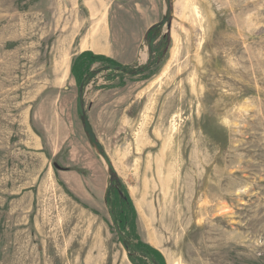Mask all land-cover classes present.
<instances>
[{
	"label": "rangeland",
	"instance_id": "obj_1",
	"mask_svg": "<svg viewBox=\"0 0 264 264\" xmlns=\"http://www.w3.org/2000/svg\"><path fill=\"white\" fill-rule=\"evenodd\" d=\"M85 1L0 0V264H264V0ZM158 10L150 69L79 95L81 48L143 68Z\"/></svg>",
	"mask_w": 264,
	"mask_h": 264
},
{
	"label": "trees",
	"instance_id": "obj_2",
	"mask_svg": "<svg viewBox=\"0 0 264 264\" xmlns=\"http://www.w3.org/2000/svg\"><path fill=\"white\" fill-rule=\"evenodd\" d=\"M158 28H159L158 24L151 26L147 30L145 37L147 38L155 35L159 31ZM160 46L161 44H159L157 47H153L152 51H150L151 49L149 50L151 54H150V59L146 66L139 69L135 68V70L132 72L128 71V69L130 68L120 65L115 61H113L112 59H109L108 57L97 54L95 55L92 54V52L90 51H85L84 53L82 52L78 54L72 61V65L70 69V73L74 77V80L78 88L77 92L79 93V95H81L84 86L97 73L101 72V70H107V69H112L114 71L124 70L132 75H141L145 73L150 69L151 63H153V61L158 57L156 52L160 49ZM97 63H102V67L100 69L92 70L91 69L92 65ZM110 175H111L110 179L112 183H116V186H112L110 188V191L108 192V196L106 197V201L109 202V194H112L113 196V203H111L112 205H115L116 203H118V201H120V207H121L120 215H119L120 229L124 230L128 226L133 230L132 227L135 218L134 207L132 203H130L131 201L125 191V187L120 182V180L118 179V177L116 176V174L112 169H110ZM126 247L128 248V245H126ZM130 248L136 253H139L141 257L143 256V258L148 259L150 262H154L156 264H164V261L161 258V256L157 252H154V250L148 245L138 242L136 245L133 246L131 245Z\"/></svg>",
	"mask_w": 264,
	"mask_h": 264
},
{
	"label": "crops",
	"instance_id": "obj_3",
	"mask_svg": "<svg viewBox=\"0 0 264 264\" xmlns=\"http://www.w3.org/2000/svg\"><path fill=\"white\" fill-rule=\"evenodd\" d=\"M106 0H92L91 2H94V3H96V4H98L99 6H102V7H106V11L108 10V11H111L112 9H113V6H114V2H116V0H107L106 2L108 3V4H106V3H104ZM85 4H87V0L85 1ZM89 7H90V5L89 4H87ZM138 6H133L134 8L133 9H136V10H138L139 12L140 11H143V7L140 5V4H137ZM123 6V5H122ZM121 5L119 6V8H120V11H123L124 10V8L122 7ZM152 14V16H150V17H148V19L145 21V23H143V24H141L140 22H138L137 24H135L134 26H133V29H131L132 30V32L133 33H137L138 35L140 34V26H143V28H144V35L146 34V32H147V30L151 27V26H153V25H155V24H157V22H158V18L160 17V15H162V11H154V12H152L151 13ZM143 18H145V17H143ZM104 19V18H103ZM136 20L137 21H139L140 20V18H136ZM132 48H134V46L132 45ZM86 50H88V49H84V51H86ZM83 50H82V48H81V52H84ZM80 52V53H81ZM80 53H78V54H80ZM99 55H104V56H107L106 55V53H101V54H99Z\"/></svg>",
	"mask_w": 264,
	"mask_h": 264
},
{
	"label": "water",
	"instance_id": "obj_4",
	"mask_svg": "<svg viewBox=\"0 0 264 264\" xmlns=\"http://www.w3.org/2000/svg\"><path fill=\"white\" fill-rule=\"evenodd\" d=\"M167 20H168V16L166 15V17L161 21V24L164 25L167 22ZM156 38L157 37H155V36L152 37V38H150L151 39L150 40V49H151L150 51H152V49H153V44L157 40ZM149 59H150V57H149ZM149 59H148V61H149ZM80 104H81V102H80V99H79L77 105H78V108H79L80 115H83L82 107H81ZM89 136H90V139H92V140L94 139V136L93 135L89 134ZM97 147H98V145H97ZM98 149L100 150L101 148L99 147ZM104 160H105L107 166L110 167L109 160L106 157H104Z\"/></svg>",
	"mask_w": 264,
	"mask_h": 264
},
{
	"label": "flooded vegetation",
	"instance_id": "obj_5",
	"mask_svg": "<svg viewBox=\"0 0 264 264\" xmlns=\"http://www.w3.org/2000/svg\"><path fill=\"white\" fill-rule=\"evenodd\" d=\"M110 200H111V203H113V198L112 199L110 198ZM110 210L112 212V216L111 217L114 219V221L116 222L117 226L120 227V216H119L120 215V201H118V203H116L115 205H111L110 206Z\"/></svg>",
	"mask_w": 264,
	"mask_h": 264
},
{
	"label": "bare ground",
	"instance_id": "obj_6",
	"mask_svg": "<svg viewBox=\"0 0 264 264\" xmlns=\"http://www.w3.org/2000/svg\"><path fill=\"white\" fill-rule=\"evenodd\" d=\"M92 0H87V4H89L90 5V7L92 8V10H94V12L95 11H97L98 9H99V5L98 4H96V3H94V2H91ZM102 17L98 20V22H97V24L95 25L96 26V28H98V30L101 28V26H102ZM96 23V22H95ZM94 23V24H95ZM97 30V31H98ZM173 52V51H172ZM66 70V69H65Z\"/></svg>",
	"mask_w": 264,
	"mask_h": 264
}]
</instances>
